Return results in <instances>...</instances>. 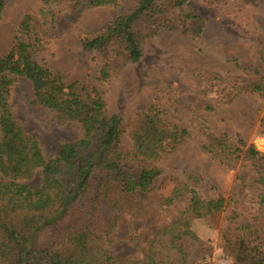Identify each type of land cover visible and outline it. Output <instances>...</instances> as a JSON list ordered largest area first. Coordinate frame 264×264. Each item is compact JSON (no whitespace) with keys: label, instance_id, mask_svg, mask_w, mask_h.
Instances as JSON below:
<instances>
[{"label":"trees","instance_id":"trees-1","mask_svg":"<svg viewBox=\"0 0 264 264\" xmlns=\"http://www.w3.org/2000/svg\"><path fill=\"white\" fill-rule=\"evenodd\" d=\"M188 1L41 0L39 14L53 17L51 8L61 3L77 15L111 7L109 24L81 40L85 50L109 51L98 70V80L108 82L141 59L146 39L174 29L168 18L173 10L186 20L196 19L183 11ZM5 5L6 0H0V21ZM33 18L24 15L14 42L0 55V264H212L186 242L183 230L192 218L225 208L229 199L203 197L202 179L196 173H187L184 181L173 178L166 194L155 185L162 172L154 163L169 154V142L173 151L188 133L166 125L152 105L140 130L132 133V149H122L123 120L108 113L104 94L96 87H78L36 60L43 35ZM201 31L200 25L195 34ZM252 73L242 81L217 79L220 92L229 91L231 98L241 93L264 95V55L260 70ZM18 78L30 82L32 106L54 112L58 124L77 125L75 142H65L56 154L44 156L39 141L13 115L11 97ZM212 146L236 159L244 154L257 174L255 197L247 203L253 209L251 221L238 223L233 212L222 236L238 243L232 264H264V152L225 137L214 138ZM128 164L138 168L137 176ZM37 170L42 184H26ZM163 210L172 218L161 219ZM120 231L138 250L124 261L112 257L96 238Z\"/></svg>","mask_w":264,"mask_h":264},{"label":"rangeland","instance_id":"rangeland-1","mask_svg":"<svg viewBox=\"0 0 264 264\" xmlns=\"http://www.w3.org/2000/svg\"><path fill=\"white\" fill-rule=\"evenodd\" d=\"M41 0H6L0 21V55L14 42L25 14L42 34L36 60L60 72L78 87H96L104 94L108 113L123 120L122 149H132V133L139 131L147 110L154 105L166 125L185 130L188 137L154 164L162 172L155 185L162 194L173 186V178L185 180L187 173L201 179L199 191L205 198L222 195L229 204L206 216L194 217L183 230V237L212 264H232L238 243L225 240L222 231L235 212L238 223L251 221L257 178L250 161L238 159L212 146L216 137L238 144L254 145L264 152V95L241 93L229 97L220 92L219 80L242 81L259 67L264 55V0H189L183 7L196 19H184L177 9L168 18L173 30L161 31L145 40L141 59L127 64L108 82L98 80V70L109 51L85 50L84 35L102 31L110 22L113 9L101 7L72 13L67 4L51 8L52 16L43 18ZM50 8H45L47 11ZM50 12V13H51ZM53 20V21H52ZM202 26L200 35L195 32ZM25 39L24 35H20ZM32 86L18 78L11 105L14 117L25 132L34 136L46 158L56 154L65 142H75L79 130L75 123L58 124L54 112L32 106ZM208 147V149H207ZM137 176L138 168L128 164ZM40 170L25 183L40 186ZM138 202V201H136ZM140 202V201H139ZM150 202H147L149 204ZM144 206V204H142ZM169 211L161 219H171ZM136 227V226H135ZM97 240L112 257L124 261L138 253L137 246L124 231ZM146 247V243L143 244Z\"/></svg>","mask_w":264,"mask_h":264}]
</instances>
